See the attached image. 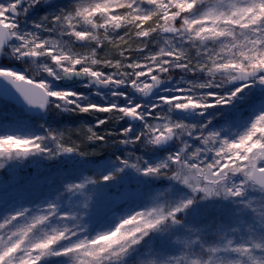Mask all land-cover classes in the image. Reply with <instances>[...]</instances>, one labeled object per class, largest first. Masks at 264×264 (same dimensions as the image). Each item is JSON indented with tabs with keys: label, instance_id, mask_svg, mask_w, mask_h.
<instances>
[{
	"label": "snow or ice",
	"instance_id": "snow-or-ice-1",
	"mask_svg": "<svg viewBox=\"0 0 264 264\" xmlns=\"http://www.w3.org/2000/svg\"><path fill=\"white\" fill-rule=\"evenodd\" d=\"M0 264H264V0H0Z\"/></svg>",
	"mask_w": 264,
	"mask_h": 264
}]
</instances>
